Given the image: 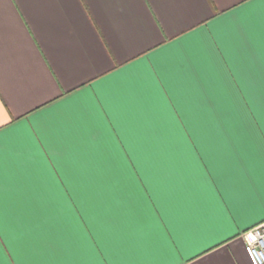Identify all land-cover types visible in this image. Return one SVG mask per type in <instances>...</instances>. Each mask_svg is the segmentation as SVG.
I'll return each mask as SVG.
<instances>
[{
	"label": "crops",
	"instance_id": "obj_1",
	"mask_svg": "<svg viewBox=\"0 0 264 264\" xmlns=\"http://www.w3.org/2000/svg\"><path fill=\"white\" fill-rule=\"evenodd\" d=\"M15 6L0 0V22L46 80L62 49L26 36ZM241 7L0 129V231L17 264L36 258L29 228L57 238L48 264H173L175 247L264 214V0ZM60 44L99 47L82 20ZM12 103L26 112L32 98Z\"/></svg>",
	"mask_w": 264,
	"mask_h": 264
},
{
	"label": "snow or ice",
	"instance_id": "obj_2",
	"mask_svg": "<svg viewBox=\"0 0 264 264\" xmlns=\"http://www.w3.org/2000/svg\"><path fill=\"white\" fill-rule=\"evenodd\" d=\"M15 19L26 36L48 39L53 48H61L57 66L46 80L37 81L12 39L9 28L0 22V109L7 119L0 129L11 127L33 110L47 107L64 94L85 87L89 91L98 81L114 79L126 64L142 56L167 50L174 40L207 30L212 22L235 19L245 9L246 0H12ZM82 20L92 31L99 45L95 53L60 44L69 23ZM98 33V34H97ZM243 37V33L241 32ZM103 39V43H100ZM51 66L52 61L45 57ZM32 98V107L18 112L12 99ZM264 212V208L261 209ZM233 229L219 236L211 235L190 252L175 247L173 264H253L248 258L241 237L244 230L233 222ZM251 232H264V214L245 224ZM22 243L30 245L36 258L27 264H48L47 253L55 255L59 244L54 234L29 228ZM12 239L0 231V264H17L11 247Z\"/></svg>",
	"mask_w": 264,
	"mask_h": 264
},
{
	"label": "built area",
	"instance_id": "obj_3",
	"mask_svg": "<svg viewBox=\"0 0 264 264\" xmlns=\"http://www.w3.org/2000/svg\"><path fill=\"white\" fill-rule=\"evenodd\" d=\"M241 239L253 263L264 264V232H261L259 228H253L251 232L246 230Z\"/></svg>",
	"mask_w": 264,
	"mask_h": 264
}]
</instances>
